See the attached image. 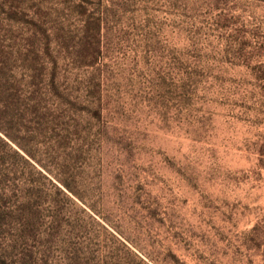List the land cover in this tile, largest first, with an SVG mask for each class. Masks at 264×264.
<instances>
[{"label":"rangeland","instance_id":"obj_1","mask_svg":"<svg viewBox=\"0 0 264 264\" xmlns=\"http://www.w3.org/2000/svg\"><path fill=\"white\" fill-rule=\"evenodd\" d=\"M0 127V264H264V0H0Z\"/></svg>","mask_w":264,"mask_h":264},{"label":"trees","instance_id":"obj_2","mask_svg":"<svg viewBox=\"0 0 264 264\" xmlns=\"http://www.w3.org/2000/svg\"><path fill=\"white\" fill-rule=\"evenodd\" d=\"M0 131L2 132V127H0ZM3 134L5 135V137L9 140V141H11L12 143H14L24 154H21L19 151H15L16 152V154L19 156V157H21L23 160H25L26 162L28 161H35V163H38L45 171H47L49 174H51L52 175V171H50V169H48V167H46V166H44V165H42V163H40L39 161H37V159H36V157L35 156H33L31 153H30V151H28L27 149H25L14 137H12L11 135H9L8 133H4L3 132ZM0 139H1V141L6 145V146H8V147H10L11 148V145H10V143L6 140V139H4V138H1L0 137ZM26 156H28L29 157V159L28 158H26ZM56 179V178H55ZM63 187H65L67 190H69V191H71V189H70V186L65 182V181H63L62 179H56ZM255 233H257L259 230H258V228H255L254 230H253Z\"/></svg>","mask_w":264,"mask_h":264}]
</instances>
